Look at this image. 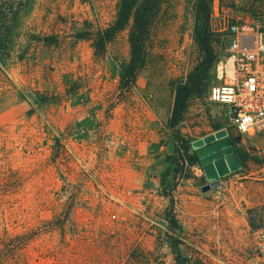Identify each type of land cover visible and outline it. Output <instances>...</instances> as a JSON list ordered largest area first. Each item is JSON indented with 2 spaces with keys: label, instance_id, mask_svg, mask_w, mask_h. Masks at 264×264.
I'll return each instance as SVG.
<instances>
[{
  "label": "rangeland",
  "instance_id": "374dc122",
  "mask_svg": "<svg viewBox=\"0 0 264 264\" xmlns=\"http://www.w3.org/2000/svg\"><path fill=\"white\" fill-rule=\"evenodd\" d=\"M119 3L30 0L16 21L0 56V237L28 238L30 264H177L176 253L184 264H264V130L238 134L208 88L188 100L177 138L168 127L176 86L204 58L196 0H164L146 66L123 94L129 27L103 55L92 40ZM225 13L264 25V0L211 1L216 56ZM221 129L246 160L203 192L199 161L179 156L189 144L196 157L192 143Z\"/></svg>",
  "mask_w": 264,
  "mask_h": 264
},
{
  "label": "trees",
  "instance_id": "16d2710c",
  "mask_svg": "<svg viewBox=\"0 0 264 264\" xmlns=\"http://www.w3.org/2000/svg\"><path fill=\"white\" fill-rule=\"evenodd\" d=\"M211 1L196 0L194 33L196 43L204 53V58L188 75L186 80L176 86L173 107L168 120V127L174 132L175 138H177V127L182 121L188 100L194 96H203L207 88L209 90L211 70L217 58L216 55H213L212 44L218 41L209 26ZM29 2L30 0H0V56L7 53L9 37L13 27L21 13L29 5ZM163 2L164 0H120L115 21L108 28L97 33L92 39L95 53L103 55L108 43L129 27L130 58L119 67V88L122 94L134 87L137 75L146 66V44ZM231 140L234 150L243 164L246 160V154L243 149L236 145L233 137H231ZM180 142L176 139V143ZM183 148L184 153L179 156L180 159H183L184 162L188 160L191 166L197 164L198 159L189 154V144H186ZM177 150L179 152L180 147ZM167 196L171 195L167 194ZM170 201L173 204L172 197H170ZM174 228H177V226L174 225ZM22 237L12 238L5 231L4 235L0 237L1 257H4V255H7V258L15 256L16 261L30 264L28 263V256L23 253L24 247L30 240ZM176 254L177 264H184V260L179 253Z\"/></svg>",
  "mask_w": 264,
  "mask_h": 264
},
{
  "label": "built area",
  "instance_id": "2783aa9c",
  "mask_svg": "<svg viewBox=\"0 0 264 264\" xmlns=\"http://www.w3.org/2000/svg\"><path fill=\"white\" fill-rule=\"evenodd\" d=\"M224 39L211 71L208 100L224 108L240 135L264 130V25L242 13L218 16Z\"/></svg>",
  "mask_w": 264,
  "mask_h": 264
},
{
  "label": "water",
  "instance_id": "95a60500",
  "mask_svg": "<svg viewBox=\"0 0 264 264\" xmlns=\"http://www.w3.org/2000/svg\"><path fill=\"white\" fill-rule=\"evenodd\" d=\"M192 147L209 182L202 187L203 192L218 188L222 178L241 168V162L226 129L194 141Z\"/></svg>",
  "mask_w": 264,
  "mask_h": 264
},
{
  "label": "crops",
  "instance_id": "0c3cea01",
  "mask_svg": "<svg viewBox=\"0 0 264 264\" xmlns=\"http://www.w3.org/2000/svg\"><path fill=\"white\" fill-rule=\"evenodd\" d=\"M171 131H172V130H171ZM224 179H225V177L221 179V184H222V182H223ZM188 199H190V200H195V198H193V197H192V198L190 197V198H188ZM186 200H187V199H186ZM197 200H198L197 203H200L203 207L206 206V205L208 204L207 201L203 200L202 198H197ZM188 213H192V212H188ZM188 213H187V214H188ZM195 214H196V212H195ZM195 214H193V215L196 216V215L198 214L197 217H199V214H200V213H197L196 215H195ZM191 215H192V214H191ZM184 224H185V227H187V229H188V228H189L188 226H190L189 223H184Z\"/></svg>",
  "mask_w": 264,
  "mask_h": 264
}]
</instances>
